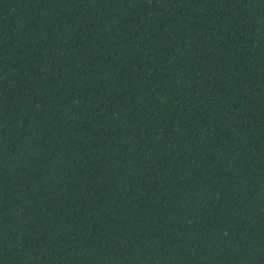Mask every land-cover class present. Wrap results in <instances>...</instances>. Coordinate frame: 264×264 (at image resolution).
<instances>
[{
    "label": "trees",
    "instance_id": "16d2710c",
    "mask_svg": "<svg viewBox=\"0 0 264 264\" xmlns=\"http://www.w3.org/2000/svg\"><path fill=\"white\" fill-rule=\"evenodd\" d=\"M0 264H264V0H0Z\"/></svg>",
    "mask_w": 264,
    "mask_h": 264
}]
</instances>
